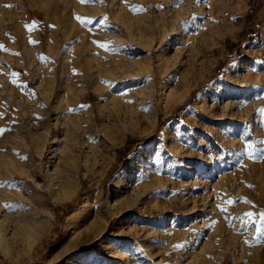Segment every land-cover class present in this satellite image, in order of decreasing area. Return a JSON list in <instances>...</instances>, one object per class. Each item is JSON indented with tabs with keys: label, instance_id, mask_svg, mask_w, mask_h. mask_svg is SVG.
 <instances>
[{
	"label": "rangeland",
	"instance_id": "obj_1",
	"mask_svg": "<svg viewBox=\"0 0 264 264\" xmlns=\"http://www.w3.org/2000/svg\"><path fill=\"white\" fill-rule=\"evenodd\" d=\"M263 43L264 0H0V264H264Z\"/></svg>",
	"mask_w": 264,
	"mask_h": 264
},
{
	"label": "bare ground",
	"instance_id": "obj_2",
	"mask_svg": "<svg viewBox=\"0 0 264 264\" xmlns=\"http://www.w3.org/2000/svg\"><path fill=\"white\" fill-rule=\"evenodd\" d=\"M221 3V2H220ZM226 4V3H225ZM221 5V4H220ZM218 7V6H217ZM222 7V6H221ZM244 7H246V6H244ZM200 8H202V7H200ZM215 9V8H214ZM204 10V9H203ZM218 10V9H217ZM200 11V10H199ZM207 11V10H206ZM209 11V10H208ZM212 12V11H211ZM200 13V12H199ZM203 13V12H202ZM217 13H218V11H217ZM217 13H216V15H217ZM185 14V13H184ZM213 14V13H212ZM208 15H209V13H208ZM218 18V17H217ZM221 19V18H220ZM204 20V19H203ZM209 20H211V19H209ZM217 21H218V19H216ZM178 21V20H177ZM191 21V20H190ZM197 21V20H196ZM225 21V20H224ZM204 22V21H203ZM202 22V23H203ZM207 22V21H206ZM211 22V21H210ZM174 23V22H173ZM178 23V22H177ZM218 23V22H217ZM176 24V23H175ZM200 24H201V21H200ZM205 24V23H204ZM204 24L202 25L203 27L202 28H204ZM128 25V24H127ZM182 25V24H181ZM191 25H192V23H191ZM212 25V24H211ZM180 26V25H179ZM178 26V27H179ZM183 29V28H182ZM167 30H168V28H167ZM114 31V30H113ZM162 31V30H161ZM203 31V30H202ZM180 32V31H179ZM195 32H198V31H195ZM167 33H168V31H167ZM190 33V32H189ZM202 33V32H201ZM208 33V32H207ZM177 34V31H176V33H175V35ZM184 33H182V35H183ZM109 35V34H108ZM130 35V34H129ZM161 35V34H160ZM178 35H180V34H178ZM189 35V34H188ZM134 36V35H133ZM154 36V35H153ZM204 36V35H203ZM104 37H106V36H104ZM108 37V36H107ZM110 37V36H109ZM186 37H188V36H186ZM111 38V37H110ZM169 38H170V36H169ZM183 39L184 37H180V39ZM182 39L180 40V41H182ZM187 39V38H186ZM146 40V39H145ZM151 40V39H150ZM158 40H159V38H158ZM157 40V41H158ZM166 40V39H165ZM168 40V39H167ZM175 40V39H174ZM107 41V40H106ZM127 41V40H126ZM147 41V40H146ZM155 42V41H154ZM174 42H176V41H174ZM178 42V41H177ZM107 43V42H106ZM111 43V44H110ZM139 43V42H138ZM182 43V42H181ZM262 43V42H261ZM112 45V42H109L108 43V45ZM106 45V44H105ZM115 45V44H114ZM128 45V44H127ZM138 45H140V43L138 44ZM162 45V44H161ZM164 45V44H163ZM263 45H264V43H263ZM262 45V46H263ZM91 46V45H90ZM94 46V45H93ZM142 46H145V45H142ZM169 46V45H168ZM154 47V46H153ZM173 47V46H172ZM177 47V46H176ZM110 48H113V46L111 47L110 46ZM180 48H181V46H180ZM95 50V49H94ZM94 50H93V52H94ZM114 50V49H113ZM164 51V50H163ZM178 51V50H177ZM180 51H181V49H180ZM113 52V51H112ZM137 52V51H136ZM136 52H135V54H136ZM132 53V52H131ZM180 53V52H179ZM94 54H96V52L94 53ZM107 54V53H106ZM111 55V54H110ZM138 55V54H137ZM136 55V56H137ZM91 57V56H90ZM135 57V56H134ZM174 57V56H173ZM136 58V57H135ZM109 59H110V57H109ZM116 59V58H115ZM118 59V58H117ZM176 59H178V58H176ZM90 60V59H89ZM88 60V61H89ZM108 60V59H107ZM124 60V59H123ZM135 60V59H134ZM149 60V59H148ZM90 61H93V60H90ZM119 61V60H118ZM170 61V60H169ZM98 62V61H97ZM107 62V61H106ZM115 62V61H114ZM119 62H121V61H119ZM181 62V61H180ZM90 63V62H89ZM104 63V62H103ZM122 63H123V61H122ZM121 63V64H122ZM127 63V61L125 60V64ZM107 64L110 66V68H109V71L108 72H105L106 74L107 73H110V74H108L109 75V77H110V79H112V81H110L109 83H114V82H118L120 85H121V83H120V81H121V79L120 78H122L123 76H124V78H126V79H128V78H130V76H131V72L129 71V70H131V69H128L127 70V68H125L126 69V72L125 73H122V74H120L119 72V74H115V73H113V71L114 70H122V68H124V65H120V64H115V66L113 65V62H110V61H108L107 62ZM96 65V64H95ZM135 65H136V63L133 61V62H130L129 61V63L127 64V66H125V67H128V68H130V67H132V68H134L135 69ZM176 65V64H175ZM174 65V66H175ZM103 66H105V65H103ZM137 67V66H136ZM173 67V66H172ZM100 68V67H99ZM95 69V68H94ZM102 69V68H101ZM133 69V70H134ZM140 69V68H139ZM99 70V69H98ZM97 70V71H98ZM100 71V70H99ZM107 71V70H106ZM135 71H137V70H135ZM143 72H144V70H142ZM102 72V71H101ZM138 72V71H137ZM137 72H135L136 74H137ZM98 72H96L95 74H97ZM142 73V72H141ZM103 74V73H102ZM104 75V74H103ZM102 75V77H105L106 78V80H107V76H103ZM140 75V74H139ZM94 76V75H93ZM96 76V75H95ZM98 76V75H97ZM132 77V76H131ZM137 77V76H136ZM93 78H95L96 79V77H93ZM99 78V77H98ZM97 78V79H98ZM100 79H102L101 78V76H100ZM137 80V79H136ZM108 81V80H107ZM125 82V81H124ZM126 84V83H125ZM100 85H102V83H100ZM178 85V84H177ZM95 86V85H94ZM109 87H111V86H109ZM104 88H105V86H104ZM116 88V87H115ZM167 88V87H166ZM96 89H98V88H96ZM95 89V90H96ZM101 89V88H100ZM102 89H103V87H102ZM170 89V88H169ZM115 90V89H114ZM172 90H174V89H172ZM171 89H170V91L168 92L169 94H170V92L172 91ZM97 91V90H96ZM105 91V90H104ZM107 91V90H106ZM105 91V92H106ZM134 91V90H133ZM139 91V90H138ZM176 91V90H175ZM135 92H137V91H135ZM143 92V91H142ZM104 93V92H103ZM111 93V92H110ZM110 93H109V95H110ZM121 93V92H120ZM131 93V92H130ZM140 93V92H139ZM105 94V93H104ZM116 94V93H115ZM122 94V93H121ZM124 94V93H123ZM122 94V95H123ZM129 94V93H128ZM127 94V95H128ZM168 94V95H169ZM112 95H113V92H112ZM118 95V94H117ZM139 95V94H138ZM142 95H144L143 93H142ZM102 96V95H101ZM114 96V95H113ZM112 96V97H113ZM119 97H120V95H118ZM124 96V95H123ZM103 97H104V95H103ZM111 97V99L113 100V98ZM115 97H116V99H117V96L115 95ZM123 99V102H124V98H122ZM137 99V98H136ZM144 99H146V98H144ZM108 100V99H107ZM126 101V100H125ZM127 102V101H126ZM135 102V101H134ZM133 102V103H134ZM145 102V101H144ZM109 103V102H108ZM129 103V102H128ZM132 103V104H133ZM142 103V102H141ZM131 104V103H130ZM139 104V103H138ZM141 105V104H140ZM129 106V105H128ZM124 107V105H122L118 100H115L114 99V102L112 103V108H111V111H109V113H108V116L109 117H111V118H113V122H117V121H121V119H123L124 117H126V116H128L127 114L125 115V113H126V110H130V111H132V112H134V113H137V112H135L134 110H133V108L132 107ZM133 106V105H132ZM135 108V107H134ZM139 108H140V106H139ZM140 109H142V108H140ZM136 110V109H135ZM125 111V112H124ZM138 111V110H137ZM127 112H129V111H127ZM140 112V111H139ZM125 115V116H124ZM133 115V114H132ZM135 115V114H134ZM137 115V114H136ZM193 116V115H192ZM138 117V116H137ZM191 117V116H190ZM128 118V117H127ZM134 118V117H133ZM125 120H127V119H125ZM192 121V120H191ZM108 124V123H107ZM114 123H112V125H113ZM105 127V126H104ZM110 127V126H109ZM172 128V127H171ZM60 129H62V127L61 128H59V132H60ZM58 131H56L55 130V133L53 134V136H52V140H51V144H57V140H58V136H57V134H58ZM45 132H47V129H46V131ZM169 132V131H168ZM171 135V134H170ZM165 138V137H164ZM57 146H59V145H57ZM55 150H52V154H53V152H54ZM51 159V158H50ZM137 162V161H136ZM52 164V163H51ZM55 165V164H54ZM133 166V163H131L128 167H127V169H130L131 167ZM55 168H57V167H55ZM54 172V171H53ZM125 173V171L123 170L122 171V173L120 174V176L122 177V175ZM55 174H56V177H55V179L57 180V182H58V184H60V185H63L65 182H66V179H67V177L63 174V172H61V171H55ZM126 174V173H125ZM54 178V177H53ZM121 180V179H120ZM121 187H122V184H121V182L119 181H117V182H115L113 185H112V187H111V189L109 190V194H108V196H113V191L114 190H118V189H121ZM3 194V193H2ZM71 194V193H70ZM70 194H68V196H66V198H68L69 196H70ZM2 197V196H1ZM0 200H2V199H0ZM4 214V213H3ZM5 217V216H4ZM8 221V220H7ZM1 223L3 222V220H1L0 221ZM0 223V224H1ZM4 227H5V225H4ZM134 228V227H133ZM1 233V232H0ZM0 236H1V234H0ZM34 237V236H33ZM34 239V238H33ZM35 243V242H34ZM35 250V249H34ZM260 264H261V262H260Z\"/></svg>",
	"mask_w": 264,
	"mask_h": 264
},
{
	"label": "snow or ice",
	"instance_id": "obj_3",
	"mask_svg": "<svg viewBox=\"0 0 264 264\" xmlns=\"http://www.w3.org/2000/svg\"><path fill=\"white\" fill-rule=\"evenodd\" d=\"M24 157H21V159H23ZM7 207V206H6ZM257 231H259V230H257Z\"/></svg>",
	"mask_w": 264,
	"mask_h": 264
}]
</instances>
